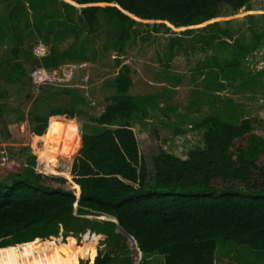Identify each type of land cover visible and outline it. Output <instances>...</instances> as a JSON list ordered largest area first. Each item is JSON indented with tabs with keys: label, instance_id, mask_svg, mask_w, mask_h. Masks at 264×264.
Here are the masks:
<instances>
[{
	"label": "trees",
	"instance_id": "obj_1",
	"mask_svg": "<svg viewBox=\"0 0 264 264\" xmlns=\"http://www.w3.org/2000/svg\"><path fill=\"white\" fill-rule=\"evenodd\" d=\"M27 1L33 11H39L53 0ZM60 1L66 7L76 6L88 34L97 30L100 18L120 24L116 53L121 56L128 37L126 25L134 19L158 27L217 26L224 8L248 10L253 0ZM23 4L14 0L8 13L10 22L20 18L16 12ZM252 30V46L237 45L241 60L260 41L258 30ZM19 45L20 40L15 39L10 47L15 60ZM171 50L172 46L170 58ZM79 60H84L81 47L62 51L53 47L40 58L30 56L27 70L14 64L13 72L28 79L36 69L54 70L64 62ZM166 64L163 67L168 71ZM212 64L215 69L229 68L226 72L240 74L238 64L227 58H214ZM115 68L114 94L105 99L106 106L93 119L105 130L80 132L73 120L75 113L68 108L27 115L46 152L27 157L15 176L0 182V248L48 240L60 230L82 234L90 229L105 235L109 243L112 239L117 250L123 237L115 233L119 227L136 242V253L142 255L140 264H217V243L264 255V137L256 133L253 121L244 118L234 123L209 116L197 125L205 129L204 148L189 152L186 159L173 157L162 150L161 139L177 131L131 120L136 114L143 116L144 107L157 94L132 97L129 66L117 58ZM166 77L178 81L171 73ZM61 92L74 101L75 92ZM20 113L22 120L25 115ZM6 241L10 242L4 244ZM87 247L75 252L70 242L47 252L3 250L0 264H76L78 258L92 256ZM111 263L110 255L97 253L92 264ZM258 263L246 258L228 264Z\"/></svg>",
	"mask_w": 264,
	"mask_h": 264
},
{
	"label": "rangeland",
	"instance_id": "obj_2",
	"mask_svg": "<svg viewBox=\"0 0 264 264\" xmlns=\"http://www.w3.org/2000/svg\"><path fill=\"white\" fill-rule=\"evenodd\" d=\"M22 2L23 6L16 12L20 18L13 23L8 13L14 0H0V93H3L0 182L15 176L21 161L27 157L42 156L46 152L44 144L33 134L27 115L46 114L55 107L68 108L74 111L73 120L80 132L97 134L106 129L93 119L103 111L105 99L114 94L117 58L131 70L133 84L129 95L144 98L157 94L149 107H144V115L136 114L131 120H144L170 132L177 131L161 139L160 147L165 153L186 159L189 152L203 149L205 129L197 125L209 116L234 123L250 118L256 133L264 137V0H253L248 10L231 12L224 8L216 19L217 26L205 23L198 27H158L152 22L134 19L126 25L128 37L121 56L116 53L122 28L117 22L100 18L97 30L88 34L75 5L66 7L62 1L53 0L46 8L33 11L27 0ZM252 28L258 30L260 41L241 60L237 45L252 46ZM15 39L20 40L16 60L10 55ZM170 46L171 58L168 57ZM53 47L61 51L81 47L84 60L64 62L57 69L46 70L49 78L40 86L33 84L29 75L28 79H20L13 72L14 64L27 70L30 56L38 58L40 50L45 55ZM166 58L169 59L166 61ZM214 58L235 61L240 74L226 72L229 68L215 69ZM166 62L168 71L163 67ZM63 72L69 75L64 78ZM166 73L178 81L166 77ZM235 74L239 78L234 81ZM62 90L75 92L74 101L70 102ZM51 91L54 95L48 96ZM20 112L25 115L22 120ZM114 230L123 236L117 250L112 247V239L109 243L105 235L87 229L82 234L60 230L58 236L48 240L35 239L0 248V251L47 252L61 243L71 242L75 252L87 245L92 253L90 258H78L76 264H92L96 253L110 255L111 264H140L142 255L136 253V242L119 227ZM246 258L260 264L264 261V255L244 247L216 245L217 264L239 263Z\"/></svg>",
	"mask_w": 264,
	"mask_h": 264
},
{
	"label": "built area",
	"instance_id": "obj_3",
	"mask_svg": "<svg viewBox=\"0 0 264 264\" xmlns=\"http://www.w3.org/2000/svg\"><path fill=\"white\" fill-rule=\"evenodd\" d=\"M41 49V47H40ZM40 53L38 54V58L42 57L44 54L42 53V50L39 51ZM48 71V70H47ZM46 71V69H36L35 71H33L31 74H30V78H31V82L35 85H42L43 81L45 79H48L49 78V74L48 72ZM67 75H69L68 72H63V76L64 78L67 77ZM137 248V247H136Z\"/></svg>",
	"mask_w": 264,
	"mask_h": 264
},
{
	"label": "crops",
	"instance_id": "obj_4",
	"mask_svg": "<svg viewBox=\"0 0 264 264\" xmlns=\"http://www.w3.org/2000/svg\"><path fill=\"white\" fill-rule=\"evenodd\" d=\"M130 91H131V88H130V90H129V94H130ZM97 254V253H96Z\"/></svg>",
	"mask_w": 264,
	"mask_h": 264
},
{
	"label": "clouds",
	"instance_id": "obj_5",
	"mask_svg": "<svg viewBox=\"0 0 264 264\" xmlns=\"http://www.w3.org/2000/svg\"><path fill=\"white\" fill-rule=\"evenodd\" d=\"M139 251V250H138ZM140 253V252H139Z\"/></svg>",
	"mask_w": 264,
	"mask_h": 264
}]
</instances>
